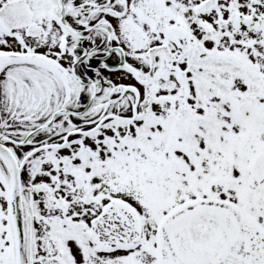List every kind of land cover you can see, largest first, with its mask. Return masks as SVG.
<instances>
[{"label": "snow or ice", "instance_id": "obj_1", "mask_svg": "<svg viewBox=\"0 0 264 264\" xmlns=\"http://www.w3.org/2000/svg\"><path fill=\"white\" fill-rule=\"evenodd\" d=\"M0 264H264V0H0Z\"/></svg>", "mask_w": 264, "mask_h": 264}]
</instances>
